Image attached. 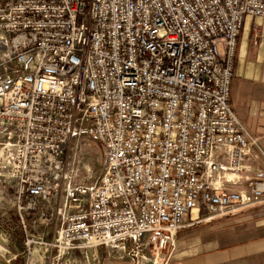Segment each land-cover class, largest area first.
<instances>
[{
  "label": "built area",
  "instance_id": "obj_1",
  "mask_svg": "<svg viewBox=\"0 0 264 264\" xmlns=\"http://www.w3.org/2000/svg\"><path fill=\"white\" fill-rule=\"evenodd\" d=\"M248 15L264 19V0H0V240L22 241L0 244L9 263L115 245L168 264L182 231L264 207L259 138L230 104ZM87 134L105 147L93 189L66 163Z\"/></svg>",
  "mask_w": 264,
  "mask_h": 264
},
{
  "label": "crops",
  "instance_id": "obj_2",
  "mask_svg": "<svg viewBox=\"0 0 264 264\" xmlns=\"http://www.w3.org/2000/svg\"><path fill=\"white\" fill-rule=\"evenodd\" d=\"M230 104L239 121L259 138L260 147L255 149V153L261 160L259 166L263 167V18L249 15L244 18L234 59ZM187 220L190 221V217ZM0 244L7 248H20L22 241L16 237L7 244L0 240ZM69 258L75 264H134L126 252L115 245L90 252L75 249L69 253ZM168 264H264V207L182 231Z\"/></svg>",
  "mask_w": 264,
  "mask_h": 264
},
{
  "label": "rangeland",
  "instance_id": "obj_3",
  "mask_svg": "<svg viewBox=\"0 0 264 264\" xmlns=\"http://www.w3.org/2000/svg\"><path fill=\"white\" fill-rule=\"evenodd\" d=\"M0 33V37H2ZM2 51L6 50L5 41H0ZM0 50V51H1ZM14 67V65H11ZM67 170L73 175L74 183H86L91 189L100 182L105 167V147L92 139L90 135H83L71 140L66 154ZM87 170L90 174L87 175ZM21 249V248H20ZM9 250V249H8ZM1 257H12L15 251L7 254L0 250ZM11 251V250H9ZM6 260V259H5ZM10 264H25L23 255L17 257Z\"/></svg>",
  "mask_w": 264,
  "mask_h": 264
},
{
  "label": "water",
  "instance_id": "obj_4",
  "mask_svg": "<svg viewBox=\"0 0 264 264\" xmlns=\"http://www.w3.org/2000/svg\"><path fill=\"white\" fill-rule=\"evenodd\" d=\"M0 264H10V263L0 256Z\"/></svg>",
  "mask_w": 264,
  "mask_h": 264
}]
</instances>
